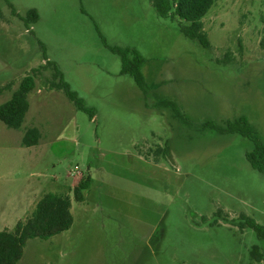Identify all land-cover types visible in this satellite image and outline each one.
I'll return each mask as SVG.
<instances>
[{
    "label": "rangeland",
    "instance_id": "obj_1",
    "mask_svg": "<svg viewBox=\"0 0 264 264\" xmlns=\"http://www.w3.org/2000/svg\"><path fill=\"white\" fill-rule=\"evenodd\" d=\"M0 8V106L40 70L21 129L0 121V232L14 231L46 193L69 195L74 217L69 231L29 240L19 264H258L252 250L264 246L243 219L264 226V173L247 159L255 144L206 124L246 117L264 142V0L216 2L203 19L210 49L151 0ZM31 9L40 20L28 26L21 16ZM104 41L142 55L146 94ZM44 54L93 119L52 88L59 78ZM31 128L41 139L24 147Z\"/></svg>",
    "mask_w": 264,
    "mask_h": 264
},
{
    "label": "trees",
    "instance_id": "obj_2",
    "mask_svg": "<svg viewBox=\"0 0 264 264\" xmlns=\"http://www.w3.org/2000/svg\"><path fill=\"white\" fill-rule=\"evenodd\" d=\"M151 1L160 17H172L179 20L180 30L187 38L198 41L205 48L210 49L212 47L208 35L205 32L203 19L216 2L220 0ZM1 19L2 10L0 8V20ZM21 19L28 26H32L40 20V14L38 10L31 9L25 16H21ZM262 23L264 25V15L262 17ZM104 44L112 53L121 58V73L131 76L146 94L147 83L142 71L145 59L142 55L131 48L111 47L106 44L105 41ZM261 47L264 49V28ZM44 56L48 65L53 63L48 60L46 54H44ZM51 65L54 67L55 77L59 78V82L53 84L52 88L63 90L78 110L89 114L93 119L95 117V112L87 108L85 102L71 89L70 85L65 81L64 74L59 67L55 63ZM38 72H40V70H34V74L26 76L21 82L18 90L13 94L12 99L0 106V121L8 128L14 130L21 129L30 109L28 97L36 87V73ZM2 91L3 90H0V95ZM159 104L166 108H171L177 117L181 119L184 118L178 104L175 102L161 100ZM206 127L214 129L222 134H240L253 141L255 148L252 152L247 153V159L253 169L264 173V142L246 117H241L234 122L228 121L226 126L208 123ZM40 139V130L38 128H31L26 132L22 144L24 147H34L39 144ZM88 188V180L80 183L74 190L76 201H83L81 193ZM71 209L72 199L69 195H59L55 193L45 194L37 203L32 215L25 221H19L14 231L7 229L0 232V264H19L24 256L27 242L31 239L49 240L69 231L74 224V217ZM243 219L246 223L245 226L255 231L264 246V226L257 224L253 219L246 216H244ZM252 259L258 264H264V251L259 245L253 247Z\"/></svg>",
    "mask_w": 264,
    "mask_h": 264
},
{
    "label": "crops",
    "instance_id": "obj_3",
    "mask_svg": "<svg viewBox=\"0 0 264 264\" xmlns=\"http://www.w3.org/2000/svg\"><path fill=\"white\" fill-rule=\"evenodd\" d=\"M47 194V193H46ZM42 197H43V195H41V197H39V199H38V202L42 199ZM33 206V205H32ZM34 210H33V208H32V212H33ZM31 212V213H32Z\"/></svg>",
    "mask_w": 264,
    "mask_h": 264
}]
</instances>
